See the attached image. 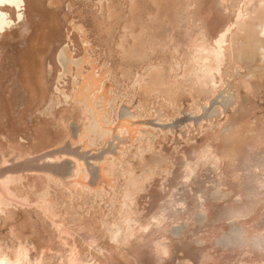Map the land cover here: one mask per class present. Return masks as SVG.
Returning a JSON list of instances; mask_svg holds the SVG:
<instances>
[{"label":"rangeland","instance_id":"rangeland-1","mask_svg":"<svg viewBox=\"0 0 264 264\" xmlns=\"http://www.w3.org/2000/svg\"><path fill=\"white\" fill-rule=\"evenodd\" d=\"M25 2L22 30L0 38V175L24 176L12 186L18 200L0 210V256L11 264H264V247L239 248L242 237L264 235V0ZM224 31H234L225 64H192L203 42L219 49ZM64 40L82 64L69 78L76 66L59 58ZM56 73L68 79L69 102L53 97ZM65 148L88 162L58 152ZM46 154L75 159L62 164L80 177L1 173L7 162L21 168ZM154 217L167 226L143 233Z\"/></svg>","mask_w":264,"mask_h":264},{"label":"bare ground","instance_id":"bare-ground-1","mask_svg":"<svg viewBox=\"0 0 264 264\" xmlns=\"http://www.w3.org/2000/svg\"><path fill=\"white\" fill-rule=\"evenodd\" d=\"M251 1L252 0H246L245 6L248 5V3H250ZM25 11H26L25 0H0V38H3L6 34H8L10 32H13V30L16 26H18L16 28V30L17 29L22 30V28L24 26V22H25V16H24ZM9 12H11L13 15L9 14ZM51 31H52V29L49 28L44 32V34L41 35L40 41H39V44L40 43L41 44L38 47L37 51H44L45 45L49 41L48 39L50 38ZM257 31H258L260 40L264 42V20L260 21L259 24H257ZM233 32L231 34H229V32L224 31L221 34V36H218L217 44H218L219 49H212L213 46L210 47L205 42H203V45L200 47L199 50H197L196 56L192 57V64L193 63H196V64L200 63L201 65L204 64V66L208 68L211 65H213V63L215 61H218V65L214 69L213 68H211V69H213V70H215L216 68L219 69L218 68L219 65L225 64L224 61L226 60L227 56H226V54H224V57H221L222 56L221 54H222V52L223 53L225 52V49H224L225 45H227L228 42L230 41V37H231V35H233ZM21 35L23 36L22 32H21ZM66 39L68 40L70 38L67 37ZM86 47H88V46L86 45ZM70 51H71L70 50V44H67V41L64 40V43L59 47V50H58L59 58H63V60H65V64L67 61L68 62L67 65L73 64V66L77 67V68L73 67L72 70L69 69L68 66L64 68V69L68 68V70L66 69L67 71L64 72V73H69L68 78L70 76L74 75L75 73L80 74V71L82 69L81 62L74 60V57L71 56ZM259 56H260V61L262 63H264V45H262L260 47ZM206 71H207V69H206ZM57 73L55 75L56 76L55 81L57 82L58 86H57L56 90L53 92V97L60 100V103L63 104L65 101L69 102V100L67 98H64L65 93L62 91V89L65 88L66 82L68 79H63L64 81H62V78L65 75L57 74ZM79 89H80V87H79ZM78 93L79 92H77V94ZM231 100L232 99H230L228 101L231 102ZM205 158H206L205 161H207L208 160L207 155ZM27 160H29V159L27 158ZM73 160H75V159L64 155L63 160L60 158L59 161H57L55 157L50 156V155H46L44 157V164H46L49 168H51V170H54L55 172L59 173L61 176L64 177V179H67L68 181L73 182L76 180L77 177L79 178L81 175L80 172L78 171L77 167L70 166V164L68 166V163L62 164V162L68 161L74 165V163L71 162ZM8 165H10V164L7 162L5 167H7ZM192 173H193V170H189L187 175H185L184 179L181 180V183L184 186H190L191 185ZM4 174H6V173H4ZM1 175H0V210L3 211V206L9 207L10 203L12 204L15 201V199H16L15 197H17V196L15 194H13L12 186L18 185L17 184V182H18L17 178L23 179L24 176L23 175H17L16 176L15 174H10V173L6 174L4 176H1ZM43 176L46 178H49V179H54V176L48 172L43 173ZM69 185H72V184L69 183ZM76 185L79 187H83L79 183H76ZM257 191L264 193V179L260 185V188H258ZM216 193L220 194V192H218V191ZM254 196H255L254 197L255 199H249V198L248 199L250 200L252 207L255 209L257 206V192L255 193ZM44 197L45 198H43V199L46 202L48 196L44 195ZM3 200H5L6 203ZM16 200H18V198ZM21 201H23V199ZM177 209L182 210L183 208H177ZM126 211L127 210H125L123 212V217L125 219H123V217H122V223L123 224L125 223L124 228L129 229V231H132L134 224H135V220L130 215H127ZM3 213H4V211H3ZM235 217H237L236 214L232 215L228 220H232ZM167 224H168V222L165 223L164 221H160V219L158 220L157 217H154V221L152 223H149L147 225V227H144L143 233L149 234L153 229H159V228L164 229L167 226ZM233 227L236 228V231H239V229H240L239 225H233ZM110 231H111V235H112V238L114 241H119L120 239H123V237L125 236V234H122V225L121 224L120 225L115 224L114 229H110ZM239 237H241V236H239ZM222 242L227 243L228 239L224 238L222 240ZM243 247H251L254 250H259L261 247H264V235L256 234V236L254 235L252 238H249V239L247 237H244V238L242 237L239 248H243ZM163 250L167 253V250L165 249V247ZM6 261L7 260H4L3 257L0 256V264H11L10 262L7 263ZM18 261H20V260L18 259ZM18 261L15 264H21V262L18 263ZM23 264H25V263H23Z\"/></svg>","mask_w":264,"mask_h":264},{"label":"water","instance_id":"water-1","mask_svg":"<svg viewBox=\"0 0 264 264\" xmlns=\"http://www.w3.org/2000/svg\"><path fill=\"white\" fill-rule=\"evenodd\" d=\"M59 153H65V154H68V155H71V156H76V157H78L79 159H83V160H85L86 162H88V159H87V155H85V154H79V153H77V152H74V151H71V150H69L68 148H65V149H63V150H60V151H58ZM46 155H50V156H53V154H46ZM45 156V155H44ZM44 156H42L41 158H38V159H36L37 161H36V163L34 164V165H32V164H29L28 166L26 165L25 167H19V166H21L20 165V163L19 164H16L15 166H10V165H8L7 167H5V169L1 172V173H3V172H5V170L8 168H11V167H14L13 169H11V170H19L20 172H41V173H45V172H48V173H50V174H52L53 176H56V177H58V178H61V179H63V180H66V179H64V177L63 176H61L59 173H57V172H55L54 170H51V168H49L46 164H44L43 166H40L39 164H38V161L40 160V159H43L44 160ZM103 156V154H101V155H99V156H97V157H95V159H99V158H101ZM31 160H34V159H29L28 161H31ZM28 161H26V162H28ZM23 163V162H22ZM18 167V168H17Z\"/></svg>","mask_w":264,"mask_h":264}]
</instances>
